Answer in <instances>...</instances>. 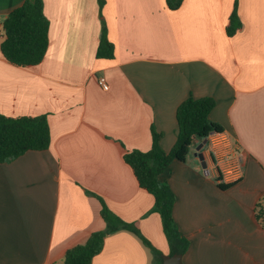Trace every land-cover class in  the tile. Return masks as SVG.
<instances>
[{"label":"crops","instance_id":"1","mask_svg":"<svg viewBox=\"0 0 264 264\" xmlns=\"http://www.w3.org/2000/svg\"><path fill=\"white\" fill-rule=\"evenodd\" d=\"M25 2L0 0L2 21ZM43 2L50 22L44 60L21 67L0 49V114L47 115L51 133L48 150L0 163V264H64L70 249L105 230L99 198L162 258L120 231L93 264H163L171 247L152 212L155 198L125 155L150 151L153 129L170 152L177 109L189 98L215 100L210 119L228 141L218 155L209 138L200 151L203 141L195 142L193 157L163 176L176 195L177 227L190 241L183 260L264 264V228L255 216L264 199V0H183L176 9L167 0ZM235 10L242 27L229 36ZM104 25L114 46L108 59L97 55ZM239 156L241 179L221 190L218 170Z\"/></svg>","mask_w":264,"mask_h":264},{"label":"trees","instance_id":"2","mask_svg":"<svg viewBox=\"0 0 264 264\" xmlns=\"http://www.w3.org/2000/svg\"><path fill=\"white\" fill-rule=\"evenodd\" d=\"M171 9L179 8L183 0H167ZM103 0H100L102 4ZM6 33L1 44V53L10 63L21 67L40 64L49 48L50 22L45 15L43 0H26L12 11L3 23ZM242 27L235 10L228 27L229 36ZM114 46L107 38L106 26H103L101 42L98 48L99 58H112ZM212 98H189L177 109L178 139L170 152H165L161 145V135L153 129V145L150 151L134 150L125 155V162L131 167L141 188L155 198L152 212L161 216L163 230L171 247V255L185 254L190 241L179 231L173 209L176 195L169 183L163 180L164 174L175 161L185 163L191 146L197 141H204L212 134L224 133V128L211 121L210 114L215 107ZM51 143L50 126L47 115L9 117L0 114V163L14 160L28 151L48 150ZM218 187L226 190L235 183H226L222 174L216 178ZM102 203L101 215L106 222L103 231L90 236L84 245L70 249L64 258V264H93V259L104 248L105 239L117 232L128 231L135 234L143 244L151 249L155 258L162 254L143 236L140 229L113 213ZM255 216L264 228V199L255 207Z\"/></svg>","mask_w":264,"mask_h":264},{"label":"built area","instance_id":"3","mask_svg":"<svg viewBox=\"0 0 264 264\" xmlns=\"http://www.w3.org/2000/svg\"><path fill=\"white\" fill-rule=\"evenodd\" d=\"M4 21L0 18V38H5L6 33L3 26ZM99 84L102 86L104 90L109 89V85L107 83L106 78L102 77L99 79ZM227 137L222 134H212L209 137L210 146L213 149V152L218 155L217 147L220 145H225V142H227ZM241 163H242V156L237 157L234 160H231L227 162V165L222 167V171L220 170L223 180L229 181V182H236L239 179H241L242 176V169H241ZM219 172V170H218Z\"/></svg>","mask_w":264,"mask_h":264},{"label":"water","instance_id":"4","mask_svg":"<svg viewBox=\"0 0 264 264\" xmlns=\"http://www.w3.org/2000/svg\"><path fill=\"white\" fill-rule=\"evenodd\" d=\"M208 143V139H205L202 144L199 146L198 150L200 151L204 146ZM201 160H204L202 156H200ZM204 164V163H203ZM206 166L205 164L203 165ZM163 264H185L183 260V254H174V255H164L163 256Z\"/></svg>","mask_w":264,"mask_h":264},{"label":"rangeland","instance_id":"5","mask_svg":"<svg viewBox=\"0 0 264 264\" xmlns=\"http://www.w3.org/2000/svg\"><path fill=\"white\" fill-rule=\"evenodd\" d=\"M3 39L4 38H0V41L3 40ZM193 145L190 148V151H189V154H188V157H187L188 159H191L193 157V154H194V150H193L194 146Z\"/></svg>","mask_w":264,"mask_h":264}]
</instances>
